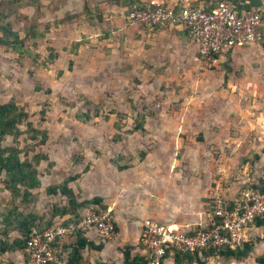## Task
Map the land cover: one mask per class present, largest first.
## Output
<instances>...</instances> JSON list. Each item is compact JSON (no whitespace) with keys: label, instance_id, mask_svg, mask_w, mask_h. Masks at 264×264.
Wrapping results in <instances>:
<instances>
[{"label":"rangeland","instance_id":"obj_1","mask_svg":"<svg viewBox=\"0 0 264 264\" xmlns=\"http://www.w3.org/2000/svg\"><path fill=\"white\" fill-rule=\"evenodd\" d=\"M128 2L20 0L9 7L0 5V25L8 24L18 38L23 39L20 54L0 47V102L12 99L26 113L31 128L44 131L46 136L44 144L40 145L39 137L29 139L31 133L26 132L22 124L18 127L21 134L14 141L11 137L4 139L3 145L19 150L20 159L26 157L32 162L31 158L36 154L44 155L46 160L34 166L39 187L30 191L32 199L26 202L10 199L3 189L0 175V210L10 201V206L17 207L23 215L34 214L37 217L35 226L44 228L51 221V208L64 204V198L58 194L47 195L46 187L77 175V179L68 186L78 201L100 198L98 196L106 200L103 204L100 198L98 206H86L80 216L97 207L103 210L110 207L112 220L117 215L126 229L124 234L128 236L123 243H130L133 241L127 229L128 222L133 219L126 217L132 215V210L147 206L150 200L163 198L164 201L165 198V193L158 198L149 185H144L150 178L159 181L163 189L167 181L174 177L173 172L177 180L181 177L182 180L199 179L201 197L195 193L191 199L188 196L189 206H192L191 209L196 207V216H199L213 192L226 198L236 197L240 191L247 189L246 184L262 177L263 162L253 159L254 154H250L259 152L264 141L263 98H243L253 103V111L247 117L231 110L229 118H226L227 111L219 110L220 101L224 99L216 92L227 90L221 74V64L227 56L217 64L202 60L198 71L204 75L199 80L165 79L158 72L159 63H163L165 58H151L146 39L147 34L156 29L138 24L127 25L124 16ZM138 2L166 4L160 0ZM35 32L42 33V36L35 37ZM75 42L79 43L78 47L70 50ZM259 44L264 46L262 42ZM47 48L56 53L51 63L45 60ZM233 55L236 57L233 63H229L230 71L247 77L249 81L246 85L254 83L251 79H258L263 86L264 66L241 58L236 52ZM68 61H71L69 69ZM236 77L234 75L235 80ZM229 103L233 105L235 102L232 100ZM79 114L87 115L88 119L77 120L75 115ZM137 114L144 116L143 131L132 129ZM212 120H218L219 125L228 123L226 130L231 146L236 143L242 146L251 165L236 169L231 163L227 165L231 171L226 177L214 171L211 178L214 183L205 190L209 178L206 170L210 167L206 160L211 157L209 154L217 159L219 151L215 153L209 141L205 144V141L199 143L192 139L197 135L201 138L202 131H206L205 136H212L209 123ZM184 122L187 123L186 132L174 136L172 133L178 132L179 125ZM252 131L258 135H253ZM223 137L225 139L218 134L220 140ZM139 152L144 153L141 160ZM147 157L149 160L143 165V159ZM114 164H130V167L136 168V173L116 170ZM151 166L160 170L147 172ZM164 210L162 208V212ZM203 224L205 221L197 227ZM114 225L117 227L115 222ZM250 229L247 231L250 233L248 241L253 244V249L244 260H223L219 257L205 260L201 257L200 261L205 264H256L254 259L264 254V242L260 240L264 228ZM18 237L16 231L7 235L8 241ZM0 240H3L1 233ZM67 246L69 248L68 244L64 245L66 249ZM123 246L116 249L110 247L111 252L105 257L109 262L104 264H120L118 254ZM131 248L132 254H140L137 242ZM23 262V252L0 255V264ZM161 264H172V261L167 258Z\"/></svg>","mask_w":264,"mask_h":264},{"label":"built area","instance_id":"obj_2","mask_svg":"<svg viewBox=\"0 0 264 264\" xmlns=\"http://www.w3.org/2000/svg\"><path fill=\"white\" fill-rule=\"evenodd\" d=\"M262 17L260 9L238 12L227 2L216 1L208 10L202 6L185 5L175 10L158 3L144 7L132 4L125 10L124 20L129 26L138 24L156 30L179 28L200 59L217 64L227 52L260 42ZM205 206V224L191 230H179L150 218L142 220L137 237L140 255L147 258L149 264H161L166 254L200 257L208 250L241 245L254 220L264 219V190L244 189L231 200L213 192ZM110 212L109 208H94L80 216L76 223L63 225L65 218L56 217L41 232L32 230L24 244L23 264L57 262V254L70 243L76 229L87 239L93 236L96 243L109 244L116 234Z\"/></svg>","mask_w":264,"mask_h":264},{"label":"crops","instance_id":"obj_3","mask_svg":"<svg viewBox=\"0 0 264 264\" xmlns=\"http://www.w3.org/2000/svg\"><path fill=\"white\" fill-rule=\"evenodd\" d=\"M160 1H164L166 3L165 6L171 8H175L178 5H179L178 7H182L185 5L192 6L194 4L203 7V5L206 3L214 4L216 1H223L230 4L238 12L250 8H255V9H260L264 14V0H160ZM259 33L261 36L260 42L264 44V19L261 21L259 27ZM146 39H147V43L149 44V54L151 58L158 56L161 59L165 58L163 63H159V68H158V72L162 73L165 79L171 81H184L191 78H194V80L195 79L199 80L200 78H203L204 74L198 71L202 59H200L197 56L194 46L190 44L185 33L181 31L179 28L156 30L153 33H148ZM260 42L254 43L249 46H245L243 48L233 49L231 52H229L231 63H233L234 58L236 57L233 55L236 52L241 55V58L244 59L247 58L250 61L252 60L254 63L262 64L264 66V46H262V44H259ZM0 54H1V50H0ZM223 72L224 71L222 70L221 71L222 75ZM240 74L242 75V73ZM240 74L238 75L231 72V76L228 75L229 77L225 82V88H227V90H221L216 92L218 95L223 96L224 100L220 101L221 109L219 110L227 111L226 118H229V114H230L229 112L231 110L234 111L235 114L240 113L245 117L249 115L250 111L251 112L253 111L252 110L253 108H251L253 103L251 101L243 100L244 97L247 96L253 98L262 97L263 98L262 100L264 101V90L262 89V87L264 88V85L261 86L258 79L255 81L251 79L250 81H253L254 83L250 86L246 85V83L249 81L248 78L241 77ZM234 75L235 77L237 76L236 80L234 79ZM219 83H222V81H219ZM231 99L233 100V102H235L232 103L233 105L229 103L230 101H232ZM5 102L6 101H2L0 103H5ZM262 107H264V105H262ZM209 123L211 125L210 127L212 130L211 133L213 135L207 137L205 136L206 131H202L201 142L203 143L205 141L204 142L205 144H207L208 141L211 142L212 149L215 151V153L216 150H218L219 152L217 153L218 154L217 159H214L213 155L209 154L208 152V154L211 157L206 160V162L210 165V167H208L206 170L207 172L206 176L209 178L207 180L208 182L206 188L203 186L205 190H208V188L214 183V181L211 179L215 174L214 171H216V173H220L221 175H223V177H226L228 173L231 171L230 168L227 167V165H230L231 163H233V167H235L236 169H241L245 166L249 167L251 165L250 163H248L249 156L245 154L246 152L245 153L243 152L242 146H240L238 143L231 146L232 142H229V138L227 137L228 132L226 130L229 128L228 123L225 125L223 123L219 125L218 120H214V121L212 120ZM186 129H187V123L184 122V124L179 125L177 130L178 132L174 131L172 134L174 136H180L179 133L186 132ZM218 134L225 136V139L223 137V139L220 140L218 138ZM252 134L258 135L256 131L253 132ZM196 137H198V135ZM196 137L192 140L196 141L195 140ZM247 142H249V140H247ZM262 149H264V141L260 147L259 152H255V153L253 152L250 155L252 156L253 154L254 155L256 154L258 157L257 160L262 161L263 162L262 166H263L264 154L261 153ZM240 159H246V162L240 163L239 162ZM148 160H149L148 157L143 159V165H146ZM159 170L160 168L151 166V168L147 169L146 171L151 173H156ZM126 171L129 173H131L132 171L133 174L136 173V168L132 166L126 169ZM261 171H262L261 178H258L256 181L246 184L245 186L250 184H257L258 181L261 180L263 182V187H264L263 168L261 169ZM174 173L175 172H173L174 177H172L169 181H167L166 186H164L165 187L164 189L162 188L163 186L159 184V181L156 180L152 181L151 178L144 183L145 186L149 185L150 187L149 189L154 193H156L158 195V198L163 197L164 193H165V198L164 201H162L163 198L161 199L159 198V201L150 200L147 206L142 207L140 210H132L131 212L132 215L126 217V219H130V218L133 219L131 222H128V229H127L130 235V239L133 242L123 243V241L126 240L128 235L124 234V231L126 229L122 227V223H121L122 220L119 219L118 216L116 215L113 221L116 223L117 225L116 228L118 231L116 232L115 238L113 239L114 242L103 246V248L99 252L83 250L81 252L82 257L86 258L89 264H95V263L104 264L105 262H109L107 261L108 258L105 257H108V253L110 254L111 252L110 247H115L116 249L117 247H120L122 244L123 245L128 244L134 246V243L137 242V237L140 231V224L142 220L146 218L158 220L165 224L168 223V225H171L179 230H184L186 229L187 226H192L193 227L192 229H194V227H197L199 224H202L204 221H206V208L204 211L202 210V212H200L199 216H196L197 214L196 207L191 209L192 206H189L191 196H193L192 194L195 193V195L198 194L201 197V195L199 194V192L201 191L200 188L201 186H199L201 185L200 180L199 179L191 180L190 178L182 180L183 179L182 177L181 180H177L175 179V177L177 176H175L176 174L174 175ZM194 174L196 175L197 173H193V175ZM188 175L190 176V174ZM152 185L155 186L152 187ZM211 190H214V188H212ZM188 196L190 197V199ZM98 197L102 198L103 196H98ZM234 197L235 196L231 198H226V197L225 198L231 200ZM102 201L103 204L106 203V200H104L103 198ZM160 201L163 203H161ZM194 203H196V199H194ZM162 208L165 209L164 212H162ZM196 221H198L199 223ZM251 229L257 230V229H262V227H251ZM249 238H250V233H247L246 240H249ZM88 240H91L95 244H97L93 236H89Z\"/></svg>","mask_w":264,"mask_h":264},{"label":"trees","instance_id":"obj_4","mask_svg":"<svg viewBox=\"0 0 264 264\" xmlns=\"http://www.w3.org/2000/svg\"><path fill=\"white\" fill-rule=\"evenodd\" d=\"M13 2H20V0H0V5L5 4L9 7ZM132 4H136L140 7L149 6V4L138 2V0H129L127 3L126 9ZM213 3H206L203 5L205 10L210 8V5ZM162 5V4H160ZM164 6V5H163ZM191 7H197L196 4ZM180 7L174 8L177 10ZM125 9V10H126ZM263 17L261 18V21ZM39 35L42 36V33L36 34L35 37ZM34 37V38H35ZM261 41V40H260ZM23 39L18 38L17 34L13 32L8 24L0 25V47H4L13 51L14 53H21V44ZM79 45L78 42L71 44L70 50L77 48ZM47 55L45 60L48 63H51L56 57V53L51 48H47ZM229 52L225 54L227 58L221 64V68L224 71L223 81L227 80L229 73L230 60L228 59ZM71 66V61L67 62V69ZM77 120L84 121L88 119L87 115L79 114L75 115ZM143 121L144 116L137 114V119L133 121V131H143ZM24 125L26 127V132L31 133L29 139L34 140L36 137H39L38 143L40 145L44 144L46 140L45 132L39 131L31 128V124L27 122L26 113L22 108L17 106V104L9 99L5 103H0V175H2V185L3 189L9 194L11 200L20 199V202H26L32 199L31 190L37 189L39 187V181L36 178V164L42 160H46L44 155H33L32 162L27 160L26 157L23 159L19 158V150L13 146L3 145L4 139L6 137H11L14 141L20 134L19 125ZM114 128L116 126L114 125ZM197 142H201L200 137H196ZM261 153L264 154V149L261 150ZM144 157L143 152H139V159L141 160ZM253 159L257 160L256 155L253 156ZM240 163H245L246 159H240ZM116 170L124 171L130 168V164H124L123 166H117L114 164ZM264 172V164L262 166ZM77 179V175L66 177L62 180L61 183L47 186L45 193L47 195L57 194L60 197L64 198V204L60 207H52L50 220L46 223V227L50 226L53 219L66 217L63 221V225L69 223H76L80 219V213L84 211L86 206L89 205H99L101 199L97 197L90 198L89 200L78 201L76 195L73 193L72 189L68 186L69 183ZM249 188H258L260 191L264 190L263 182L258 181L257 184L247 185ZM245 187V186H243ZM10 201L5 204V208L0 210V233L3 236V240H0V255H3L7 252L10 253H21L23 252L25 241L32 230L36 232H41L44 228H38L35 226L34 221L36 216L34 214H25L17 211V207L10 206ZM102 207V206H100ZM98 208V207H97ZM96 208V209H97ZM100 209V208H98ZM252 227H262L264 228V219H255ZM116 226L114 225V231L116 233ZM10 231H16L19 235L18 238H14L11 241H8L7 235ZM264 242V233L260 239ZM69 248L67 249L63 246L59 253L57 254V262H52L50 264H89L86 258H83L81 252L83 250H90L99 252L103 245L100 243L95 244L93 241L88 240L84 233L78 229L74 230L72 239L70 241ZM132 246L124 245L120 250L119 254L121 257L120 264H147L149 260L140 254H132ZM253 244L248 240H245L241 245L234 248L223 247L218 250H208L201 253V256L198 257L196 254L193 256L181 253H173L171 256L166 254L165 259L169 258L172 261V264H205L204 261H200V258L208 259L212 257H219L223 260H234L241 261L244 260L252 251ZM65 252V253H64ZM64 258H61L63 257ZM62 260V261H61ZM60 261V262H58ZM256 264H264V254L257 256L254 259ZM162 263V259H161ZM99 264V263H95Z\"/></svg>","mask_w":264,"mask_h":264}]
</instances>
